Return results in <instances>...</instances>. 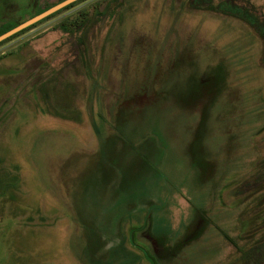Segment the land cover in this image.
I'll return each mask as SVG.
<instances>
[{
    "label": "rangeland",
    "instance_id": "obj_1",
    "mask_svg": "<svg viewBox=\"0 0 264 264\" xmlns=\"http://www.w3.org/2000/svg\"><path fill=\"white\" fill-rule=\"evenodd\" d=\"M61 1L0 0V33ZM143 248L264 264V0H78L0 43V264Z\"/></svg>",
    "mask_w": 264,
    "mask_h": 264
},
{
    "label": "trees",
    "instance_id": "obj_2",
    "mask_svg": "<svg viewBox=\"0 0 264 264\" xmlns=\"http://www.w3.org/2000/svg\"><path fill=\"white\" fill-rule=\"evenodd\" d=\"M76 4V2L68 5L67 7H71V6H74ZM66 7V8H67ZM64 9V8H63ZM50 17V16H48ZM47 17V18H48ZM46 19V18H45ZM35 25V24H34ZM15 26V25H14ZM13 26V27H14ZM33 26V25H32ZM11 27V28H13ZM10 28V29H11ZM9 30V29H8ZM7 31V30H6ZM4 31V32H6ZM4 32H1L0 34L4 33ZM12 37V36H11ZM10 39V37L8 38ZM7 40V39H6ZM5 41V40H4ZM3 42V41H2ZM219 74V80L218 81H215L213 83H218L220 81V79L223 77L221 73H218ZM200 215V216H199ZM197 214L195 216V219L192 221L193 223H191L186 231L183 233V235L175 242L173 243L172 245H168L166 246L167 248V251H169V256H177L181 251L182 249L185 247V246H188L190 245L193 241H196L197 239H199V237L204 233L207 225L209 224L208 221L209 220H206L205 217L201 216L202 214ZM208 223V224H207ZM134 230H132V234H133ZM224 237L226 239H228L229 241H231L236 247L237 244L234 242V240L227 234L225 233L223 230L221 232ZM158 241H162L161 244H164L163 242L166 241V238L165 236H161L159 238H157ZM165 245V244H164ZM143 252H144V255L145 257L147 258V260L149 261L150 264H157V259L154 255H152L149 251H147L146 249L143 248Z\"/></svg>",
    "mask_w": 264,
    "mask_h": 264
},
{
    "label": "water",
    "instance_id": "obj_3",
    "mask_svg": "<svg viewBox=\"0 0 264 264\" xmlns=\"http://www.w3.org/2000/svg\"><path fill=\"white\" fill-rule=\"evenodd\" d=\"M78 0H62L61 2L51 6L50 8L34 15L33 17L29 18L28 20L21 22L20 24L14 26L13 28L7 30L6 32L0 34V43L9 37L15 35L16 33L36 24L37 22L47 18L48 16L62 10L63 8L67 7L68 5L76 2Z\"/></svg>",
    "mask_w": 264,
    "mask_h": 264
}]
</instances>
